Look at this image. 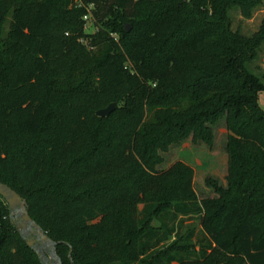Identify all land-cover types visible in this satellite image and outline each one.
Masks as SVG:
<instances>
[{
	"label": "trees",
	"instance_id": "obj_1",
	"mask_svg": "<svg viewBox=\"0 0 264 264\" xmlns=\"http://www.w3.org/2000/svg\"><path fill=\"white\" fill-rule=\"evenodd\" d=\"M262 3L0 0V181L63 264H264V75L249 67L264 19L248 35L231 15ZM221 120L228 188L200 199L194 168L162 153L212 146ZM189 217L198 243L176 229ZM0 264H42L2 196Z\"/></svg>",
	"mask_w": 264,
	"mask_h": 264
},
{
	"label": "rangeland",
	"instance_id": "obj_2",
	"mask_svg": "<svg viewBox=\"0 0 264 264\" xmlns=\"http://www.w3.org/2000/svg\"><path fill=\"white\" fill-rule=\"evenodd\" d=\"M231 15L233 19V28H241L244 33L251 35L259 29L264 19V0L263 3L253 11V16L249 19L243 18L239 8H234L231 11ZM10 19L11 17L6 26L9 25ZM249 67L255 74L263 78L264 47L259 50L258 57L249 64ZM259 102L264 109V92L260 93ZM213 131L214 141L212 146L207 145L203 141L196 142L192 137H189L179 144L172 145L168 152L162 153L165 160V164L162 167L181 160L194 168L195 189L200 199L218 196L212 183L224 189L228 188L230 164L227 153L228 131L225 126V121L221 120L214 125ZM176 229L179 230V233L183 236L190 235L191 231L194 230L190 239L192 243H198V241L203 238L199 218H185L182 223H177ZM174 239L175 236H172L164 244L167 245Z\"/></svg>",
	"mask_w": 264,
	"mask_h": 264
},
{
	"label": "water",
	"instance_id": "obj_3",
	"mask_svg": "<svg viewBox=\"0 0 264 264\" xmlns=\"http://www.w3.org/2000/svg\"><path fill=\"white\" fill-rule=\"evenodd\" d=\"M125 26L126 31H131V24ZM117 106V102H112L107 107L99 109L96 114L101 117L108 116ZM0 196L8 204L12 223L26 243L36 252L40 262L42 264H63L56 250L57 242L50 238L42 226L31 217L27 200L11 186L1 181Z\"/></svg>",
	"mask_w": 264,
	"mask_h": 264
},
{
	"label": "built area",
	"instance_id": "obj_4",
	"mask_svg": "<svg viewBox=\"0 0 264 264\" xmlns=\"http://www.w3.org/2000/svg\"><path fill=\"white\" fill-rule=\"evenodd\" d=\"M82 4V2H79V5H81ZM84 18L87 20V19H89L90 18V14H86L85 16H84Z\"/></svg>",
	"mask_w": 264,
	"mask_h": 264
}]
</instances>
